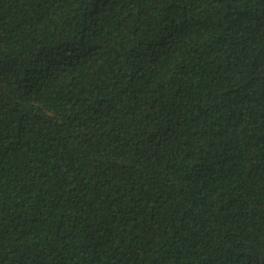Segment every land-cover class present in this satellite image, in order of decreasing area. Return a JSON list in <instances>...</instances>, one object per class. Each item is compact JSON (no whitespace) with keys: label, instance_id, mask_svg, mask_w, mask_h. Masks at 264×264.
<instances>
[{"label":"trees","instance_id":"trees-1","mask_svg":"<svg viewBox=\"0 0 264 264\" xmlns=\"http://www.w3.org/2000/svg\"><path fill=\"white\" fill-rule=\"evenodd\" d=\"M0 264H264V0H0Z\"/></svg>","mask_w":264,"mask_h":264}]
</instances>
